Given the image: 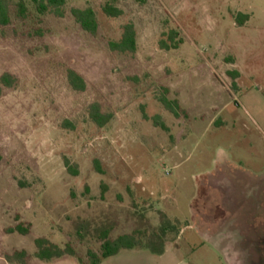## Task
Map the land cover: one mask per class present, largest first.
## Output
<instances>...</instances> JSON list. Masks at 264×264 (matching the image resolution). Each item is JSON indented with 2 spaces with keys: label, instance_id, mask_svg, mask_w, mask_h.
<instances>
[{
  "label": "rangeland",
  "instance_id": "obj_1",
  "mask_svg": "<svg viewBox=\"0 0 264 264\" xmlns=\"http://www.w3.org/2000/svg\"><path fill=\"white\" fill-rule=\"evenodd\" d=\"M106 1L67 0L63 17L30 6L0 27V264L22 250L80 264L41 260L39 237L90 263L105 226L166 227V248L102 264H264V0H119V17ZM88 7L97 34L72 12ZM131 22L137 50H113ZM172 31L183 42L162 48ZM20 223L28 234L10 232Z\"/></svg>",
  "mask_w": 264,
  "mask_h": 264
},
{
  "label": "trees",
  "instance_id": "obj_2",
  "mask_svg": "<svg viewBox=\"0 0 264 264\" xmlns=\"http://www.w3.org/2000/svg\"><path fill=\"white\" fill-rule=\"evenodd\" d=\"M119 0H107L103 6L104 13L109 17H119L123 11L118 7ZM67 0H0V27L7 26L12 23L13 16L18 18H26L30 14V6H33L39 15H46L53 13L59 17L65 15V5ZM73 15L82 28L91 34H97L99 29V21L96 11L88 7L86 9L75 8L73 9ZM248 18V15H245ZM240 23L243 20L238 19ZM178 35L177 31H172L170 34V41L162 40L161 46L165 49H177L182 40L176 41ZM110 46L113 50L120 52H135L138 47L137 43V30L134 23H128L124 26L122 37L119 41L110 42ZM12 78V75L5 73L3 80L8 81ZM69 79L71 84L76 89H84V78L75 70L69 71ZM162 102L170 109L174 114L178 115L180 104L177 100H171L164 96ZM93 119L100 126L106 125L110 119L111 114L102 113L98 107H93L91 112ZM164 128L166 126L162 124ZM66 166L74 175L79 174L77 165L66 159ZM170 224L168 223L167 226ZM10 232H20L22 234H28L30 232L29 227H25L22 223L9 229ZM113 227L105 226L99 229V238L101 240V253L95 251H89L90 263H87L82 257H79L76 249L71 243H68L66 247H61L58 244L52 242L46 237H39L35 243L37 246L36 256L44 261H52L55 258H61L65 255L76 256L80 264H102L103 260L118 254L123 249L133 248H147L155 254H163L166 248V227L161 229H155L151 232H142L140 229H136L133 233L121 234L116 238L112 235ZM28 253L25 250L16 251L13 255H7L10 261L18 258L20 262L26 264Z\"/></svg>",
  "mask_w": 264,
  "mask_h": 264
}]
</instances>
